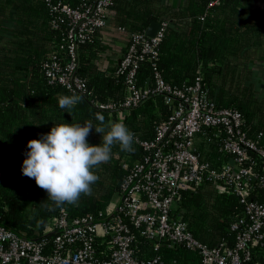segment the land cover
<instances>
[{"label": "trees", "instance_id": "trees-1", "mask_svg": "<svg viewBox=\"0 0 264 264\" xmlns=\"http://www.w3.org/2000/svg\"><path fill=\"white\" fill-rule=\"evenodd\" d=\"M215 1L118 0L108 19L128 33L143 32L153 22H168L157 61L163 78L172 86L183 87L201 75L203 86L218 107L239 110L254 133L264 132V86L260 96L253 69L256 62L264 61V9L256 7L255 0H220L212 5ZM50 4L79 8L83 0H0V221L28 239L41 238L45 224L63 208L70 218L106 214L128 173L124 163L132 166L141 158L142 150L135 139L154 138L157 125L171 113L161 97L147 100L123 120L117 113L110 115L93 106V102L125 98L123 77L110 76L118 58L109 57L105 30L96 31L79 49L77 74L85 81L87 94L70 112L61 109L59 97L72 93L49 84L44 73L45 63L59 50L64 29L53 28ZM119 33L127 37L129 45L128 33ZM59 54L66 58L64 52ZM151 71L152 63L143 62L140 78L144 80ZM97 113L105 117V126L122 121L134 133L133 150L113 146L109 162L94 170L99 179L91 186L92 194L81 195L76 205L50 210L52 202L47 200L46 191L22 175L27 142L61 123L91 120L95 127L99 124ZM102 135L93 129L89 143H102ZM179 205L198 240L209 246L233 244L231 224L243 211L235 196L211 187L182 191ZM138 246L140 259L158 256L159 264H202L201 256L185 247H163L156 252L142 237H138Z\"/></svg>", "mask_w": 264, "mask_h": 264}, {"label": "built area", "instance_id": "built-area-1", "mask_svg": "<svg viewBox=\"0 0 264 264\" xmlns=\"http://www.w3.org/2000/svg\"><path fill=\"white\" fill-rule=\"evenodd\" d=\"M117 1L83 0L79 8L49 5L53 28L64 26L58 52L44 65L49 84L87 94L86 83L77 74L79 49L96 31L110 28L108 13ZM160 25L154 38L146 30L128 33L116 28L128 33L129 45L110 76L123 77L125 98L93 102L96 109L117 113L120 120L154 97H161L171 109L154 138L135 139L142 155L132 166L124 163L128 173L114 205L97 218H70L63 208L38 239H28L0 221V264H159L158 256L138 257V237L156 252L185 247L199 254L202 264H264V132L254 133L239 110L218 107L201 75L183 87L163 78L157 61L168 22ZM145 61L152 63V71L143 80ZM207 187L235 196L242 205V216L231 224L233 244L209 246L194 237L184 220L182 191Z\"/></svg>", "mask_w": 264, "mask_h": 264}, {"label": "clouds", "instance_id": "clouds-1", "mask_svg": "<svg viewBox=\"0 0 264 264\" xmlns=\"http://www.w3.org/2000/svg\"><path fill=\"white\" fill-rule=\"evenodd\" d=\"M82 100L81 95L73 93L60 96L58 104L70 112ZM96 120L99 124L95 127L91 120L83 124H57L39 139L27 142L22 175L34 179L36 185L46 191L47 200L52 202L50 210L64 204L76 205L81 195L92 194L91 186L99 179L94 170L109 162L113 146L119 145L122 151L133 150L134 133L122 121L105 126L101 113L96 114ZM93 129L103 134L102 143H89Z\"/></svg>", "mask_w": 264, "mask_h": 264}, {"label": "crops", "instance_id": "crops-1", "mask_svg": "<svg viewBox=\"0 0 264 264\" xmlns=\"http://www.w3.org/2000/svg\"><path fill=\"white\" fill-rule=\"evenodd\" d=\"M255 4L259 9H264V0H255ZM109 24L110 28L105 30L104 40L106 48L108 49L109 57L112 58L113 56H116V58H118V62L120 60V55L122 54L121 52L127 49V37L121 35L119 31L116 30L117 27L115 26V24L113 22H110V20ZM258 68H264V61H259L254 64L253 69H255V73ZM263 75L259 72L258 78L260 79V77H262Z\"/></svg>", "mask_w": 264, "mask_h": 264}, {"label": "water", "instance_id": "water-1", "mask_svg": "<svg viewBox=\"0 0 264 264\" xmlns=\"http://www.w3.org/2000/svg\"><path fill=\"white\" fill-rule=\"evenodd\" d=\"M161 25L159 22H153L146 30V35L150 38L156 37L158 32L160 31ZM121 60L118 61L120 64Z\"/></svg>", "mask_w": 264, "mask_h": 264}, {"label": "rangeland", "instance_id": "rangeland-1", "mask_svg": "<svg viewBox=\"0 0 264 264\" xmlns=\"http://www.w3.org/2000/svg\"><path fill=\"white\" fill-rule=\"evenodd\" d=\"M182 0H176V3H180ZM259 72L264 73V68H258V70L256 71V83L258 84V89H257V93L261 96L263 94L262 90H261V86L263 87L264 86V75L262 77H260V79L258 78L259 77Z\"/></svg>", "mask_w": 264, "mask_h": 264}]
</instances>
